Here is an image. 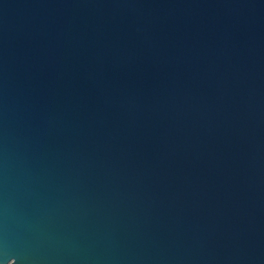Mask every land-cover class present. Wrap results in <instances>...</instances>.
<instances>
[{
	"label": "water",
	"instance_id": "water-1",
	"mask_svg": "<svg viewBox=\"0 0 264 264\" xmlns=\"http://www.w3.org/2000/svg\"><path fill=\"white\" fill-rule=\"evenodd\" d=\"M0 264H264V0H0Z\"/></svg>",
	"mask_w": 264,
	"mask_h": 264
}]
</instances>
